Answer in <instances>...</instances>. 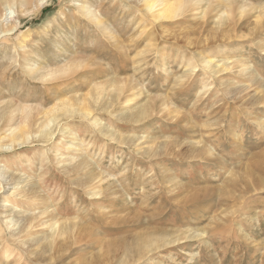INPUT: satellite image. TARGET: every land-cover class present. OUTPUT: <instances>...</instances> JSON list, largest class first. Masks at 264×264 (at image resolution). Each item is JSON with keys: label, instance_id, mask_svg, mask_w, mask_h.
Instances as JSON below:
<instances>
[{"label": "rangeland", "instance_id": "374dc122", "mask_svg": "<svg viewBox=\"0 0 264 264\" xmlns=\"http://www.w3.org/2000/svg\"><path fill=\"white\" fill-rule=\"evenodd\" d=\"M148 1L150 10L146 0H0V146L24 130L36 136L51 111L62 114L63 103L82 107L78 99L101 92L90 117H58L47 142L0 151V165L39 179L50 197L39 206L9 201L33 214L56 207L61 219H83L91 228L100 221L98 240L49 253V264H119L123 257L105 242L154 229L204 234H182L122 264H264V0ZM203 60L228 69L216 77ZM111 79L120 82L110 86ZM145 102L149 107L137 111ZM94 119L110 131L101 134ZM63 128L85 145L82 156L101 177L87 189L98 196L76 188L87 186L80 174L57 167L61 151L70 156L73 146L61 148ZM136 137L140 147H152L151 157L127 142ZM164 139L179 146L156 150ZM196 140L205 150L190 149ZM8 157L14 162L4 164ZM108 189L118 191L116 199L104 196ZM39 220L53 223L48 215ZM4 221L0 211V234ZM108 221L112 229L104 227ZM0 242L12 261L36 264V253L22 263L11 238Z\"/></svg>", "mask_w": 264, "mask_h": 264}, {"label": "bare ground", "instance_id": "6f19581e", "mask_svg": "<svg viewBox=\"0 0 264 264\" xmlns=\"http://www.w3.org/2000/svg\"><path fill=\"white\" fill-rule=\"evenodd\" d=\"M146 1H147V4H146L145 9L150 10L152 8V5H150L151 4L150 1H148V0H146ZM159 16H162V15L159 14V15H156L155 17L157 18ZM104 27H106V26H104ZM5 32H7V31H5ZM200 63L203 64L204 67L203 66L202 67L204 69L209 70V72L215 76H216V74L219 75V73L228 69L227 66H224V65H227V63L223 64V66L217 65L210 60H203V61H200ZM222 74H224V73H222ZM241 74L243 75V73H241ZM245 74H247V73H245ZM245 74L243 76H245ZM218 75L216 77H219ZM184 77H182V79ZM212 77H214V76H212ZM111 80H113V79H111ZM35 81H37V80H35ZM112 82H111L112 85H110V86L118 84L120 81H115V79H114ZM228 83L229 82H225L224 83L225 86ZM224 88L228 89L226 87H224ZM234 93H235V91L231 92L230 94H234ZM93 95H94V93H93ZM95 95H96V97H94ZM95 95L93 96L94 98L92 97L93 99L91 98L92 100L91 99L87 100L86 98L78 99L77 103L82 105V107L78 106L77 108H72L73 107L72 103H70V102L63 103L62 108H61L62 114L55 115V113H53L51 111L50 115L45 119V121H43V126L38 131V134L36 136L33 137V136H31L30 133H28L27 130H24L21 133H19L20 134L19 136L15 135V137L17 136L18 138H15V140H13L12 142H10L7 145L0 146V151H3L2 149L9 150V149H13L14 147H21L23 145H35V143L39 144V143L47 142L49 139H52L54 136V132H53L52 127L54 128L57 126V124H59V118L58 117H62V119L63 118L65 119V117H67V118L73 117L74 115H78V117L85 118V119L90 117V115L92 114V111H93L91 109L93 106L92 103L97 104L98 99L101 96V92L96 93ZM113 101H115V97L112 98V100L111 99L109 100V104L112 105ZM157 102L159 103L158 105L160 107H163L164 109L168 108L166 101L164 99H160ZM145 103L146 104H144V105L141 104L139 106V108H137L138 109L137 111L142 110L143 108L149 107V105H148L149 102H145ZM169 110H170V108H169ZM108 112H110V111H107V113ZM2 115H3L2 111H0V119L2 118ZM130 115H131V112L127 113L126 118H125L126 121L131 120V118H129ZM178 115H179V113H178ZM142 119H143V117L139 118V119H134L132 122L141 121ZM144 119H145V117H144ZM175 119H176V117H175ZM92 124H94V126L100 131L101 134H104L103 132L107 133L108 131H110L109 129H107V127L100 126L101 123L97 122V119H94V122ZM70 131H71L70 129L63 128L62 133H63V136H65V140L61 144V148H63V150L65 148H68L70 150V147L67 146V144L68 143L73 144V146H71L70 156H67L64 152L62 153V151H61V153L56 158V160H57L56 165L65 175L78 173L81 175V177H83V178H81L82 183H84V185H87V186L86 187H83L80 185H75V186H76V188H79L78 190L81 189L80 191L85 192L86 196H90V197L98 196L99 193H91L90 191H88L87 188H89L93 185H96V184L99 185L98 183H101V177H99L98 173L95 172L91 168V166H90L91 163L89 162L88 157L82 156V155H85L84 153H82L83 147L85 145L83 146V143L80 141L75 142L78 138L76 137L75 134H71ZM111 132L114 135H116L117 139L122 141V142L119 141L117 143H126V142H123V139H121L118 134H115L114 131L111 130ZM127 142L135 143L134 146L138 147L137 148L138 151L144 150L145 153L147 154V156L151 157L149 154L152 151V149H151L152 147L151 146L140 147L142 145V143H144V142H142L141 137H136L134 139L133 138H127ZM182 143H184V142H182ZM200 143H201V141H200ZM200 143H199V141L197 142V140H196L195 143H189L191 148L189 146L188 147L192 151L199 153L202 150H205L203 147H200V145H201ZM178 146L179 145L177 142H171L167 139H164L162 142L159 143L158 149H156V150L161 151V150L165 149V151H166V149H168V151L169 150L172 151V150H176V148ZM160 151H158L155 154H157V155L161 154V153H159ZM75 152H76V154H75ZM163 153H164V151H163ZM78 156H81V157L79 158ZM148 159H150V158H148ZM45 160H46V158H45L44 154L39 157L38 167L40 166V171L43 167ZM12 162H14L13 157H8L6 159V163H4V164H10ZM48 163H49V161H48ZM95 166H96V164H95ZM7 167H5L4 165H0V184H1L0 193L3 189L5 190L6 187L8 188L10 186V188H8L10 190L9 191L5 190L4 194L2 196V200H0V211L3 215V219L5 220L4 221L5 229L2 230L3 234H0V237L2 235H4V237L12 239V243L15 246L12 244H8V246L9 245L13 246L14 249L18 250L21 253V256H22L21 258H23V261H24L22 263H25V262L27 263L28 256L30 257V255L36 253V255L38 256V258L36 259V264H49V262H48V259H49L48 254L49 253H54L56 251L60 252L63 249H65L66 247L73 245V244H76L77 242H79V241H81L87 237H93L95 235L96 239H97L98 236H101V233H102L101 230H102L103 226L101 225V223L99 221L100 219H98L99 223H97L96 226L94 225L95 228H91V227L86 226L82 223L84 221L83 219H81V221H80V219L77 220L76 218L61 219L58 216L59 212H56V207L49 209V206H48L42 212L40 211L39 213H36V214L30 213L28 211V208H23L22 210L18 211L17 208H15L12 205V202L9 201L10 197H12V198L16 197V199H21L22 203H25V204L32 203V204H34V206H37V205L39 206V204H43L44 202H49V198H50L49 192L42 189L41 186L39 185V183H37L38 181H40L38 179L39 177L38 178L36 177L38 179V181H35L36 179L32 180L34 178V176H33V178L30 177L32 179L28 180L25 178L26 176L24 177L25 174L20 175V174H15V173H9V171H8L9 169H7ZM43 181H44V179H43ZM111 185H112V183H111ZM103 188H104V186H103ZM112 190H113V188H112ZM44 191H45V193H44ZM105 192L106 191L104 190V192H103L104 196H109V198H112V199H116L115 198L117 196L116 194H118L117 190L110 191L108 189V192H106V193ZM29 205H31V204H29ZM24 207H25V205H24ZM43 215L50 216L51 221H53V223L50 225L49 228H47L48 223L46 220H39ZM58 222H61V224H62L61 228L57 227L56 224H58ZM108 222L105 224L107 226H104V227L108 228V229H112L113 228L112 223H111L112 221H108ZM33 228H37V230H41L40 232L43 234H41V235L33 234L32 233ZM46 228H47V230L43 231ZM7 231H8V233H7ZM111 231H113V230H111ZM174 231L175 230H173V231L155 230V229L154 230H148V232H145L143 234H137V235L132 236L131 241L128 239H123V238L118 239L117 241L107 240L105 242V244H106L105 246L109 250L114 249V250L119 251L120 256L123 257V259H121V262H124L126 260V257H128V256L132 257L133 254L138 256V258H135V256H134V259H133V262H137L138 260L143 259L148 254H149L148 255V257H149L150 253L152 255L153 250L164 247V246L167 247V245L170 246V244L179 241L180 236L182 234L185 235L184 238H186V239L187 238H194V237L196 238V237H199L202 234H204V232L202 230H187L184 233L183 232H177V235H175ZM28 235H29V237L32 235L35 237L28 238L27 237ZM199 238H201V237H199ZM5 244H7V243L0 242V252H1V250L3 252V255L1 257L3 259H2V261L0 260L1 261L0 264H21L19 259L15 258V260L14 259H13V261L11 260L12 257L8 256V254H7L8 251L5 248V246H6ZM19 252H18V254H19ZM121 262L119 264H122ZM145 262H146V260H145Z\"/></svg>", "mask_w": 264, "mask_h": 264}]
</instances>
